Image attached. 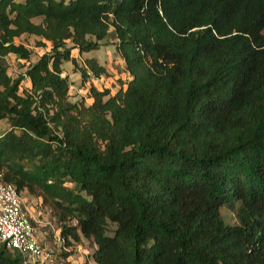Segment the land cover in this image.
I'll return each instance as SVG.
<instances>
[{"label":"trees","instance_id":"16d2710c","mask_svg":"<svg viewBox=\"0 0 264 264\" xmlns=\"http://www.w3.org/2000/svg\"><path fill=\"white\" fill-rule=\"evenodd\" d=\"M263 32L264 0H0L3 181L94 264H264ZM23 35L50 50L11 78ZM108 37L127 87L70 101L62 64ZM0 264L23 260L2 245Z\"/></svg>","mask_w":264,"mask_h":264},{"label":"rangeland","instance_id":"374dc122","mask_svg":"<svg viewBox=\"0 0 264 264\" xmlns=\"http://www.w3.org/2000/svg\"><path fill=\"white\" fill-rule=\"evenodd\" d=\"M264 33V32H263ZM39 38L35 36L23 35L15 39L16 44H22L32 52L29 62L17 59L14 55H8L5 59L7 73L11 78H16L24 74L28 63L36 62L39 57L49 52L50 44L45 47H37L36 42ZM68 47H72L70 42ZM93 58L99 65L105 67L106 75L100 78L89 76L83 80L80 76V68L84 66L86 59ZM62 76H67L70 83L69 99L72 102L84 101L86 105L92 102L90 88L98 91L107 90L114 95L122 87L126 88L130 80L125 70V65L116 50L115 40L108 37L100 43L97 50L80 53L77 48L71 50V60L62 64ZM23 87L29 88V81L25 79ZM4 123H0V129L5 128ZM25 206L29 210V217L35 231L34 235L41 246L51 253V258L47 261L31 260L30 264H94L92 255L95 250L94 244L81 238L79 242L71 241L70 246H65L61 238V224L54 216L52 211L45 205H41L37 198L22 194ZM221 215L226 223L234 224V215L227 209L221 210ZM69 225L72 222L68 223ZM113 226H109V230ZM2 245L0 244V247Z\"/></svg>","mask_w":264,"mask_h":264},{"label":"built area","instance_id":"2783aa9c","mask_svg":"<svg viewBox=\"0 0 264 264\" xmlns=\"http://www.w3.org/2000/svg\"><path fill=\"white\" fill-rule=\"evenodd\" d=\"M25 201L13 184L3 181L0 171V244L20 254L23 264L47 261L51 253L37 241Z\"/></svg>","mask_w":264,"mask_h":264}]
</instances>
